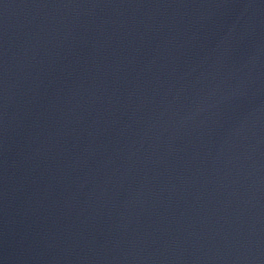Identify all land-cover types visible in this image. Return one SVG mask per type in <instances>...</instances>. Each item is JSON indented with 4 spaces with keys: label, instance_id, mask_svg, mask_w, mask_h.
Wrapping results in <instances>:
<instances>
[{
    "label": "water",
    "instance_id": "obj_1",
    "mask_svg": "<svg viewBox=\"0 0 264 264\" xmlns=\"http://www.w3.org/2000/svg\"><path fill=\"white\" fill-rule=\"evenodd\" d=\"M0 264H264V0H0Z\"/></svg>",
    "mask_w": 264,
    "mask_h": 264
}]
</instances>
